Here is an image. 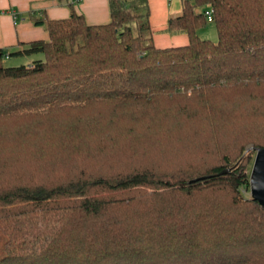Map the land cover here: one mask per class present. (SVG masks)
<instances>
[{"label": "trees", "instance_id": "16d2710c", "mask_svg": "<svg viewBox=\"0 0 264 264\" xmlns=\"http://www.w3.org/2000/svg\"><path fill=\"white\" fill-rule=\"evenodd\" d=\"M208 3L217 41L198 34ZM109 6L107 23L33 16L48 39L0 48V264H264V207L243 193L246 146L264 148V0H182L169 29L188 43L167 47L149 0ZM178 101L182 127L201 122L210 140L179 142L194 155L170 170L154 161L160 139L125 117ZM225 124L236 166L237 148L213 143Z\"/></svg>", "mask_w": 264, "mask_h": 264}, {"label": "crops", "instance_id": "0c3cea01", "mask_svg": "<svg viewBox=\"0 0 264 264\" xmlns=\"http://www.w3.org/2000/svg\"><path fill=\"white\" fill-rule=\"evenodd\" d=\"M149 4L154 44L158 47L187 44L188 36L185 33L173 31L175 45L162 46L170 43L166 42L169 34L164 29L169 28L172 13L177 16L182 13V0H149ZM73 10L83 14L90 24L107 23L111 20L109 0H0V48L9 52L11 49L23 48L21 43L48 39L46 24L36 23L33 16L66 18ZM161 28L164 34H155V38L154 33L157 29L161 31ZM17 58H28L30 64L37 59L34 54Z\"/></svg>", "mask_w": 264, "mask_h": 264}, {"label": "rangeland", "instance_id": "374dc122", "mask_svg": "<svg viewBox=\"0 0 264 264\" xmlns=\"http://www.w3.org/2000/svg\"><path fill=\"white\" fill-rule=\"evenodd\" d=\"M207 5H211L210 3H208ZM176 14V13H175ZM172 17H175L177 15H174V13H172L171 15ZM131 28L133 29V31L137 34L138 30H137V22L136 21H132L130 24ZM161 31H156V33H154V37L156 38V36L158 34H164L162 28L160 29ZM164 31H168V41L166 42H170V43H164L162 46H166L167 45H175L176 42V38L173 36L172 33H174L173 31H171L169 28L166 30L164 29ZM180 33H184V32H180ZM157 34V35H155ZM186 34V33H185ZM198 34L200 35V37L204 38V39H210L212 41H217V31H216V27L215 24L213 22H209L205 27L199 29ZM11 52L14 51V49L10 50ZM35 58H43V54H34ZM18 56L16 55H12L10 58H5L4 59V64L6 66H16V65H20V64H25V65H29L31 62L28 60V58H17ZM30 62V63H29ZM31 65V64H30ZM165 104V102H164ZM196 104H191L190 107H194ZM181 106V102H176L174 107L172 109H168V108H161L163 111V114L160 113L159 115L157 114V112L154 111V108H150V109H143L140 110L137 113V117L134 119H130L129 117H125V119L127 121H129L131 124H133L134 126H137L138 128L141 127L143 130H146V132H151L154 134V137L160 139L159 140V145L161 144V147L158 151H156L154 153V161L155 162H161L162 164H164L165 166H167L170 170L177 167L179 165V163L183 160H186L187 157H191L194 154L191 153H176V148L179 147L178 149L181 151L183 150H188V148L185 146H179V142H183V143H189L190 147L189 149L197 148V151L202 150V146L204 143H196V140L194 137V134H198L201 135V137H203L201 140H210L208 139L204 125L200 122V131H191L192 129H197L196 126H194L188 122V124H186L184 122V127H182V123L181 121L177 120L180 116H182L180 113L176 112L173 114V112L175 110L179 111V108ZM181 118V117H180ZM179 118V119H180ZM127 123H122V127L120 126V128H123V132H121V134H128L129 133V126L126 125ZM199 123H197L198 125ZM148 127V128H147ZM196 127V128H195ZM112 129H114L113 127H111ZM184 134V138H181L178 134H181L183 131ZM228 130V126L225 124L224 128H222L219 131V137L218 139H214L213 143L216 142L217 140L219 142H221V146L223 145L224 148H227L228 146L230 147V145H234V143L236 142V136L234 134L230 135V134H226ZM120 131V130H119ZM180 132V133H179ZM120 134V133H117ZM57 137V136H55ZM165 139V140H164ZM178 140V141H176ZM204 145L203 148H205ZM211 146V145H209ZM237 149H234L233 152H231V154L229 155V157L233 160L236 159V162L233 166H236L238 164H241L243 161L242 157H241V149L239 148V146L234 145ZM252 146V145H249ZM249 146H246V148H248ZM232 147V146H231ZM192 150V149H191ZM167 151V152H165ZM251 155H250V159L247 160L246 162V168L248 169L249 174L251 173L252 170V166H253V162L255 159V155H256V149L253 147V149H250ZM230 153V152H229ZM185 155V156H184ZM199 155H205L204 152L202 151L201 153H199ZM211 155H214L213 157L207 159V160H201V159H197L194 162V165L196 166H202L203 163H206L207 161H216L217 158H219L218 156L215 155V153H212ZM190 158V160H192ZM195 160V159H194ZM233 166H227L225 169H229ZM42 175H44V173L42 172ZM244 195L246 197H251V193H250V187L249 189H245L244 188Z\"/></svg>", "mask_w": 264, "mask_h": 264}, {"label": "water", "instance_id": "95a60500", "mask_svg": "<svg viewBox=\"0 0 264 264\" xmlns=\"http://www.w3.org/2000/svg\"><path fill=\"white\" fill-rule=\"evenodd\" d=\"M247 149H253V146H249ZM226 172H228V169H224L220 173ZM204 178L205 177L195 178L193 181ZM249 187L251 197L264 207V148L262 147L256 148V155L249 177Z\"/></svg>", "mask_w": 264, "mask_h": 264}, {"label": "built area", "instance_id": "2783aa9c", "mask_svg": "<svg viewBox=\"0 0 264 264\" xmlns=\"http://www.w3.org/2000/svg\"><path fill=\"white\" fill-rule=\"evenodd\" d=\"M204 14L205 16L207 17V20L209 22H212L214 20V17H213V10H212V7L211 5H207L205 11H204Z\"/></svg>", "mask_w": 264, "mask_h": 264}]
</instances>
